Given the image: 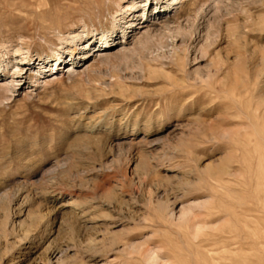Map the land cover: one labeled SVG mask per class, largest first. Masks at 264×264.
Segmentation results:
<instances>
[{
  "label": "rangeland",
  "instance_id": "obj_1",
  "mask_svg": "<svg viewBox=\"0 0 264 264\" xmlns=\"http://www.w3.org/2000/svg\"><path fill=\"white\" fill-rule=\"evenodd\" d=\"M147 250L264 264V0H0V264Z\"/></svg>",
  "mask_w": 264,
  "mask_h": 264
},
{
  "label": "bare ground",
  "instance_id": "obj_2",
  "mask_svg": "<svg viewBox=\"0 0 264 264\" xmlns=\"http://www.w3.org/2000/svg\"><path fill=\"white\" fill-rule=\"evenodd\" d=\"M176 1V0H175ZM174 3V2H173ZM213 23V22H212ZM217 23V22H216ZM131 25V24H130ZM211 31H208L207 34H210ZM105 43L104 46L108 47L111 43V41L106 38L105 41L101 42L100 44H98L99 46H102L103 44ZM106 49H103L102 47L100 49H97L95 50L96 52V56H98V58L102 57L103 53ZM58 60L61 59V55H58ZM102 59V58H101ZM56 66V65H55ZM222 70L221 67H217L216 69L214 70H209L207 74H205L204 76H198V78H195L193 79V82L192 83H183L181 84L183 88H186L188 86H195V87H198L197 89H199L198 91H200L201 89L205 88V89H209L212 85L216 87V76L220 73V71ZM218 80V79H217ZM224 83V82H223ZM225 84V83H224ZM3 92L5 91H8L7 88H3ZM213 92L215 93H219V87H217L215 90H212ZM3 97L5 99L8 98V96H6L5 94H3ZM201 98V97H200ZM205 99V97L203 98V100ZM172 170H174L176 167H174L173 165H171ZM163 205H161L160 207V210L163 209L162 208ZM166 208V207H165ZM190 212V211H189ZM188 212H185L183 214H181L180 216H182L183 219L189 217V214H187ZM166 214L168 215V217H171L173 221H177L176 219V216L175 218L173 217V214L170 213V211L167 210ZM179 216V217H180ZM192 216V215H191ZM176 219V220H175ZM180 220V219H179ZM186 221V220H185ZM195 229H196V232L192 235V238L194 240H197V242H202V238H200V230L201 228H199L200 226L199 225H194ZM59 236H60V232H58L57 236H56V241H57V248H58V253L63 256L64 255V250L62 247L59 246ZM190 243V242H189ZM57 253V254H58ZM209 255V254H208ZM145 261L148 263V264H170L169 263V259L166 258L164 259L163 257H159L155 252H153L152 250H147L146 253H145ZM61 264H63L64 260L60 261ZM217 262V261H216ZM218 263V262H217ZM216 263V264H217ZM240 263V262H239ZM243 263V262H242ZM195 264V263H194ZM199 264V263H198ZM219 264V263H218ZM247 264V263H246Z\"/></svg>",
  "mask_w": 264,
  "mask_h": 264
}]
</instances>
